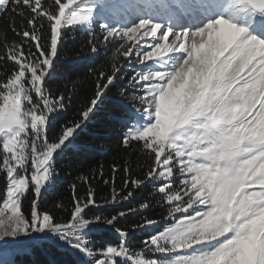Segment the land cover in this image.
I'll list each match as a JSON object with an SVG mask.
<instances>
[{
    "label": "snow or ice",
    "instance_id": "1",
    "mask_svg": "<svg viewBox=\"0 0 264 264\" xmlns=\"http://www.w3.org/2000/svg\"><path fill=\"white\" fill-rule=\"evenodd\" d=\"M0 12L18 37L0 34V264H264V0H0ZM97 20L111 68L66 119L69 97L50 86L64 32ZM117 82L134 102L121 144L143 166L113 164L108 179L100 165L46 206L58 162ZM155 208L161 220L122 226ZM106 231L117 239H94Z\"/></svg>",
    "mask_w": 264,
    "mask_h": 264
},
{
    "label": "trees",
    "instance_id": "2",
    "mask_svg": "<svg viewBox=\"0 0 264 264\" xmlns=\"http://www.w3.org/2000/svg\"><path fill=\"white\" fill-rule=\"evenodd\" d=\"M12 18L10 12H0V34L7 33L8 39H18L8 30L9 20ZM17 25L20 24V17H16ZM99 23V22H98ZM95 33V31L93 32ZM90 31L81 29L66 28L64 40L60 46V56L57 62V73L55 80L51 83L53 90L59 89L65 93L67 108L64 115L66 119L74 118V113L83 107L91 98L94 91V78L99 71H110L111 55L107 53L104 46L99 42L100 33L97 36L99 45L98 54H93L90 50L89 39L93 35ZM110 49L112 46H109ZM91 70V71H90ZM130 70V69H129ZM75 86L73 87V83ZM118 86L113 87L108 96L99 104L95 116L80 131L74 144L69 145L64 156L58 162L60 169L59 177L55 185L44 196V204L50 206L55 200L68 201L70 199L69 185L76 181L81 174L91 175L92 169L102 165L105 178L111 179L113 164L123 167L127 162L134 169L142 167L145 161V154L140 152L135 143L127 149L121 144L122 133L126 130L123 120L127 116L129 108L134 106V102L121 97L118 92ZM64 122L63 119L60 121ZM123 173L119 172L116 176V182L119 186ZM92 186L97 189L100 197L108 196L110 198L111 188L103 183L99 177L92 180ZM3 184L0 183V196L3 192ZM78 190L81 195L86 194L87 186L77 182ZM147 194V189L143 193L137 194L136 200H133L128 206L136 204L142 195ZM158 198V197H157ZM105 214L108 212L105 210ZM166 215L158 208L149 212H142L128 216L122 220V226H129L133 223L142 222V216L161 220V216ZM147 230H140L134 234L132 245H136L146 235ZM94 239L101 241L104 239L115 241L117 236L114 232L106 231L98 233ZM42 260L43 257H37Z\"/></svg>",
    "mask_w": 264,
    "mask_h": 264
},
{
    "label": "rangeland",
    "instance_id": "3",
    "mask_svg": "<svg viewBox=\"0 0 264 264\" xmlns=\"http://www.w3.org/2000/svg\"><path fill=\"white\" fill-rule=\"evenodd\" d=\"M117 20H118L119 23H127V22H129L131 20V17L130 16H125L124 18H119L118 17ZM104 22H106V21H104V20H97V22L91 26V29L90 30H85V29L80 28V27H77V28H74V29L72 28V29L75 30V29H78L79 28L82 31H90V34H92L94 31H95V33H99V24L104 23ZM175 22L178 25L179 24H186V23H188V20L187 19H183V20H179V21H175ZM129 95H131V93H129Z\"/></svg>",
    "mask_w": 264,
    "mask_h": 264
}]
</instances>
